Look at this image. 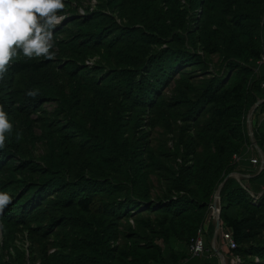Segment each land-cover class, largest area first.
<instances>
[{"label": "trees", "instance_id": "1", "mask_svg": "<svg viewBox=\"0 0 264 264\" xmlns=\"http://www.w3.org/2000/svg\"><path fill=\"white\" fill-rule=\"evenodd\" d=\"M95 1L80 14L82 0H63L55 57L20 52L0 79L12 125L0 149L11 197L0 264H220L188 246L200 227L211 245L214 195L237 172L220 195L221 228L237 244L223 254L264 264V165L247 127L253 110L264 154V0Z\"/></svg>", "mask_w": 264, "mask_h": 264}, {"label": "clouds", "instance_id": "2", "mask_svg": "<svg viewBox=\"0 0 264 264\" xmlns=\"http://www.w3.org/2000/svg\"><path fill=\"white\" fill-rule=\"evenodd\" d=\"M64 8L63 0H0V79L20 52L27 59L55 57L53 29L64 19L59 15ZM27 95L36 97L38 92L29 90ZM6 116L0 107V149L5 146V133L12 130ZM10 202L7 193H0V212Z\"/></svg>", "mask_w": 264, "mask_h": 264}, {"label": "rangeland", "instance_id": "3", "mask_svg": "<svg viewBox=\"0 0 264 264\" xmlns=\"http://www.w3.org/2000/svg\"><path fill=\"white\" fill-rule=\"evenodd\" d=\"M95 3H97L95 0H82V2H81V5L79 6V9H78V11H79V13L80 14H82L81 13V11L83 10L84 12H85V10L87 9V8H92V7H94V5H95ZM60 16H63L64 17V15L63 14H59ZM65 21H66V18H64L63 20H62V22L60 23V24H64L65 23ZM64 27H67V28H71V25L70 24H67V25H65ZM68 31H64V32H62V33H60V35H59V37L60 38H65V37H67L68 36ZM55 50H57V48L55 47L54 48ZM215 59H214V63H215V65H213L212 66V69H215V70H218L219 69V65H218V58H217V56H215L214 57ZM99 58L97 57V58H93L92 60L93 61H91L90 60V63H87V64H89L90 66L91 65H93L95 62H96V60H98ZM56 62H57V60H55ZM171 93V89H170V87H168L167 89H166V94H170ZM56 106H57V103L55 102V101H49V102H47V103H45L44 104V108L46 109V111H48V112H52V111H54L55 110V108H56ZM37 116V114L36 115H33V117H36ZM205 119V117L203 116L202 117V120H204ZM248 120H249V122H248ZM247 123H248V125H247V127H248V131H249V134H252V132H253V130H254V124H255V116H254V114H253V111L251 110L250 112H249V114H248V116H247ZM35 131H36V133L38 134V135H40V133H41V131H40V128H38V127H36L35 128ZM167 138V136H166V133L164 132V128L163 127H156L154 130H153V132H152V139L154 140V142L155 143H157V144H161V143H164L165 142V139ZM251 139H252V141H253V143L255 142V138H254V136L253 137H251ZM169 142H171V141H169ZM172 143V142H171ZM45 144H44V142H38L37 143V145H36V148H35V150H34V152H35V155L36 156H40V155H42L44 152H45ZM255 156H257V155H255ZM259 157V156H258ZM260 157H261V159H263V157H264V154L262 153V151L260 152ZM234 175L236 176V177H238V178H241L242 177V175L240 174V173H234ZM155 178V177H154ZM155 189L156 190H154V191H156V192H160L161 191V188H160V184H159V182H156L155 183ZM212 242H213V240L211 241V245H209V244H207V247L208 248H210L211 246H212ZM16 243L18 244V245H21V246H23L25 249H29L30 250V247H31V243H30V240L27 238V233L26 232H22V231H20V232H18L17 233V239H16ZM215 246L223 253V252H228V249H227V246L222 242V240H221V237H220V231H219V233H218V239H217V241L215 242ZM211 249V248H210ZM210 253H212L213 251H212V249L209 251ZM215 252V251H214ZM216 253V252H215ZM27 255H28V252H27ZM30 255V254H29ZM219 261H220V264H227V259H226V257L225 256H223L222 258H220L219 259ZM29 264V263H28ZM38 264V263H37Z\"/></svg>", "mask_w": 264, "mask_h": 264}, {"label": "built area", "instance_id": "4", "mask_svg": "<svg viewBox=\"0 0 264 264\" xmlns=\"http://www.w3.org/2000/svg\"><path fill=\"white\" fill-rule=\"evenodd\" d=\"M81 13L84 14V11L82 10ZM91 61H93V60H91ZM86 62L90 63V60H87ZM260 62H264V56ZM235 158H237L236 155H235ZM251 161L254 164H258L259 158L257 156H253L251 158ZM260 169H262V162H261ZM252 195L254 196L255 200H257L258 196H256L255 194H252ZM214 199H215V195H214ZM214 220L216 221L215 213H214ZM221 224H222V222H221ZM220 237H221L222 242L227 246L228 250H231V249H234L237 247L236 241L234 240L232 232L230 230H228V229L222 230V228H221L220 229ZM210 248L214 251L213 242H212V246ZM210 248L207 247L204 229H203V227H200V229L197 232L196 237L191 240V242L188 246V252L192 256H202L204 254L210 253L209 252L211 250ZM233 261L235 263H239L241 261V259L239 256H236Z\"/></svg>", "mask_w": 264, "mask_h": 264}, {"label": "water", "instance_id": "5", "mask_svg": "<svg viewBox=\"0 0 264 264\" xmlns=\"http://www.w3.org/2000/svg\"><path fill=\"white\" fill-rule=\"evenodd\" d=\"M260 102L261 101H258L255 106H257ZM248 122H249V120H248ZM250 136L253 137V132H252V134H250ZM254 145L256 146V148L258 149V151L261 152V149L258 147L256 141L254 142ZM263 165H264V159H262V167H263ZM230 176H235V175H234V173H231V174H229V175H227L225 177V179L223 180V182L220 184L218 190L216 191V193H215V199L213 201V210H214V213H215V216H216V221H215L216 229H215V235L213 237V248H214V251L216 252V254L219 256V258H222L224 256V254L215 246V242L217 241V238H218V233H219V231L221 229V220H220V195H221L222 187L224 186L226 180ZM236 178L240 180V178H238V177H236Z\"/></svg>", "mask_w": 264, "mask_h": 264}]
</instances>
